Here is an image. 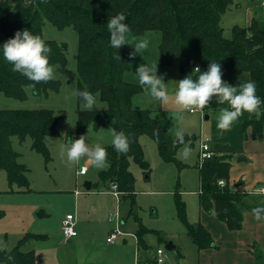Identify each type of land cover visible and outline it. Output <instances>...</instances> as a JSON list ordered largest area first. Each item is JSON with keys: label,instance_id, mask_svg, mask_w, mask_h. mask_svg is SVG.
I'll return each instance as SVG.
<instances>
[{"label": "trees", "instance_id": "1", "mask_svg": "<svg viewBox=\"0 0 264 264\" xmlns=\"http://www.w3.org/2000/svg\"><path fill=\"white\" fill-rule=\"evenodd\" d=\"M233 0H0V91L8 96L26 98L27 89L34 93L58 91L61 82L52 79L35 83L18 72L3 56V44L14 38L17 31L27 29L33 35H39L51 48L50 65L67 64L66 44L47 39L43 35L45 20L58 28L72 26L78 34V84L80 91L88 90L92 94L99 92L106 102L103 110L88 111L80 108L82 99L77 98V130L83 131L88 125L99 129L110 126L117 132L123 131L129 138L130 147L126 153L117 152L112 144L104 145L107 150L109 167L99 170V181L94 187H113L123 197H131L134 203L136 177L130 169L131 161L136 162L145 172L151 166L145 157L140 138L147 134L156 142L161 159L175 161L179 168L184 163L177 157L183 145L173 147L175 136L168 131L169 119L156 117L154 110L133 107L132 98L143 89L139 83L127 81L125 72L131 61L134 48L128 44L115 49L110 44V32L107 23L119 13L126 16L123 23L128 24L130 32L144 35L148 31H159L161 41L158 46V60L162 67L180 59L182 71L197 66L201 72L208 70L209 64L216 61L221 72L249 73L250 80L256 83V94L260 97L261 111L264 112V25L253 17L249 26L235 25L232 36L223 34L221 16L231 7ZM120 56L117 60L116 55ZM196 79V76H193ZM216 98L205 107L206 113H219L227 108ZM264 115L256 119L252 114L244 120V133L252 125L255 133L263 131ZM59 116L48 108L8 109L0 107V172L8 175L10 189L17 184L20 189L30 190L28 166L18 160L19 153L12 146L11 137L16 135L20 141L30 136L33 149L49 158L45 142L47 136L60 135ZM217 119L212 122V138L222 137L216 127ZM154 133H158V138ZM246 135V134H245ZM197 136L185 132V143L192 146ZM232 153L220 154L217 151L207 158L200 167V205L206 212H215L216 216L227 223L232 230L242 227L245 194L235 191L229 184V172ZM226 180L225 185L214 181ZM177 216L186 227L191 240L199 247H209L213 239L209 231L200 223L191 224L187 217V205L180 190L175 193ZM3 211H0V216ZM141 225L136 233L139 251L148 248ZM39 234L26 233L17 244L7 251H0V263L35 264L34 249L23 247ZM160 241L168 242L164 234L158 232ZM12 259L9 260L8 257ZM152 258H150L151 260Z\"/></svg>", "mask_w": 264, "mask_h": 264}, {"label": "rangeland", "instance_id": "2", "mask_svg": "<svg viewBox=\"0 0 264 264\" xmlns=\"http://www.w3.org/2000/svg\"><path fill=\"white\" fill-rule=\"evenodd\" d=\"M261 1L233 0L231 7L221 16L224 36L230 38L232 27L235 25L249 26L253 17L260 19L264 25V3ZM43 35L47 39L66 44L67 64L52 65L55 66L56 72L54 79L61 82L59 90L37 94L28 88V95L23 99L8 96L0 91V107L52 109L59 116L60 135L45 138L49 152L47 160L43 153L33 149L30 136L24 141H20L16 135L11 137L12 146L19 153L18 160L29 168L31 189L23 190L13 184L11 190L6 171L0 172V211H3L0 216V240L6 242L8 249H11L26 233L39 234L23 247L24 250L34 249L36 264H133L137 247L135 234L141 225L148 230L144 232L143 237L152 252L158 247H165L166 244L160 241L158 232L164 234L168 240L175 239L185 244L190 238L178 230L183 227V223L177 216L175 193L180 190L187 205V217L196 215L200 178L199 145L200 140H213L211 128L215 119L213 116L205 119L206 111L202 114L199 111L182 110L174 102L177 82L192 74V71H182L180 59L166 67L160 65L159 31H148L144 35L129 33L130 37L135 39L149 38L150 46L142 55L137 54L131 61L129 69L125 72V79L138 83L136 69L141 64H157V75L163 77L169 93L168 101L161 102L154 100L143 87L134 94L133 107L151 109L156 117L168 118V131L171 135L174 136L175 129L179 127L184 132L197 136V139H193L194 144L190 146L192 154L188 159H181L177 155L184 163V166L179 168L177 162H165L161 159L156 142L151 136H141L140 141L151 169L145 172L136 162L131 161L130 169L136 177L134 203L131 197L121 195L119 210L125 221H122L120 227L125 234L120 235L115 243L110 245L106 239L113 231L115 222L109 220V214L116 210V197L113 196L112 190L106 187H85L88 181L93 184L99 181L100 169L91 166L86 175H78L77 170L86 163V158H82L79 164L69 163L66 158V146L70 140L79 139L82 135L86 136V143L90 147L97 143L101 146L112 144V128L102 126L96 129L91 124L81 132L77 130L79 104L77 98L72 97V91L77 89L78 84L77 31L72 26L58 28L45 20ZM83 103L80 104L82 109ZM105 107L106 102L99 95L98 103L93 109L101 111ZM40 211L45 215L39 217ZM67 212L75 216L78 237L73 242L61 245L57 243L60 237L56 234L60 232L61 220ZM190 244L192 245L191 241ZM142 252L143 250L139 254ZM173 253L174 251H168L167 256L174 257Z\"/></svg>", "mask_w": 264, "mask_h": 264}, {"label": "clouds", "instance_id": "3", "mask_svg": "<svg viewBox=\"0 0 264 264\" xmlns=\"http://www.w3.org/2000/svg\"><path fill=\"white\" fill-rule=\"evenodd\" d=\"M47 3V0H41ZM126 16L119 13L110 18L107 28L110 32V44L113 48L119 49L128 44L134 47L131 57L136 54H143L149 49L150 39L147 37H130L128 24L123 23ZM51 48L39 35H33L27 29L17 31L14 38H10L3 44V56L13 65V71L25 76L35 83L48 82L55 78V66L50 65L49 55ZM120 60L117 54L115 57ZM140 86L146 88L147 93L157 101L167 102L169 99L168 89L163 81V77L157 75V64H141L135 72ZM196 76V79H193ZM239 89V90H238ZM255 81H247L238 87L231 86L222 79L221 65L219 62L209 64L208 70L201 72L199 66L195 67L192 74L177 82L174 91L175 104L185 111H202L208 106L213 98L220 104L227 103L229 107L221 108L217 116L216 127L221 132H226L232 124L245 112L254 114L256 119H260L264 112L261 111L262 101L256 94ZM99 92L93 95L88 90L80 91L73 89L72 97L82 99L84 109L91 111L98 103ZM112 146L119 153H126L130 147L129 138L123 131L117 132L111 129ZM158 138V133H154ZM175 139L173 147L183 145L177 153L181 159H188L192 154V148L185 143V132L177 127L174 131ZM64 155V154H62ZM107 150L97 143L89 146L86 143V136L79 139L70 140L66 146V158L71 164H79L82 158L97 169L104 170L109 167L107 161ZM8 244L0 240V251H7ZM12 259L11 256L8 257Z\"/></svg>", "mask_w": 264, "mask_h": 264}, {"label": "crops", "instance_id": "4", "mask_svg": "<svg viewBox=\"0 0 264 264\" xmlns=\"http://www.w3.org/2000/svg\"><path fill=\"white\" fill-rule=\"evenodd\" d=\"M261 2L264 3V0ZM222 79L229 85L238 87L249 81L250 75L247 72L243 74L223 72ZM206 114H204V118ZM251 115L247 112L243 113L222 137L209 141L214 151L220 154L229 152L233 154L228 184L235 191L245 194L242 227L232 230L226 222L216 216L215 212L209 213L201 208L199 178L198 211L192 218L188 216V220L194 226L201 223L209 231L213 243L209 247L199 248L191 240L183 224V227L178 230L180 233L188 235L190 240L183 244L172 239L175 245L174 257H167L163 264H264V195L249 192L255 187L264 186V122L262 132L255 133L253 126L250 125L244 133L243 122ZM212 116L217 119L218 113H210L208 119ZM87 173L77 174L86 175ZM92 187H94L93 183H91ZM106 188L113 192V187L107 186ZM113 196L116 197L114 193ZM116 200L119 208L121 194L118 198L116 197ZM255 208H259L261 212H255ZM94 212H96L95 209ZM122 221L124 223L125 220L121 216V223ZM56 236L60 237L57 243L64 245L66 242H73L78 237V233L73 238H67L61 232L60 227V232ZM136 239V260L133 264H148L154 258L155 252H152L150 245L146 243L148 248L144 249L140 255L137 236ZM115 241L113 243L107 241V243L112 245ZM190 241L195 248L190 244ZM124 242L127 241L124 240ZM150 258L152 259L150 260Z\"/></svg>", "mask_w": 264, "mask_h": 264}, {"label": "built area", "instance_id": "5", "mask_svg": "<svg viewBox=\"0 0 264 264\" xmlns=\"http://www.w3.org/2000/svg\"><path fill=\"white\" fill-rule=\"evenodd\" d=\"M206 109L204 108L201 112L204 114ZM190 112H197V111H190ZM214 150L211 148V145L209 141H202L200 140L199 145V155H198V161L199 165H202L203 162L214 155ZM89 170V164L85 163L81 165L77 171L78 174H85ZM217 182L221 185H225L227 182L224 179L217 180ZM251 193L255 194H261L264 195V186H258L253 188ZM113 193L118 198L120 193L116 190V186H113ZM109 220H113L115 222V227L113 231L108 235L107 241L109 243H113L115 240L118 239L120 235H124L125 233L121 230V214L119 211V208H116V210L111 211L109 214ZM61 232L63 235L67 238H73L77 235L76 230V223H75V216L72 213H67L61 222ZM167 253L168 250L165 247H158L155 250V256L154 258L148 262V264H163L167 259Z\"/></svg>", "mask_w": 264, "mask_h": 264}, {"label": "water", "instance_id": "6", "mask_svg": "<svg viewBox=\"0 0 264 264\" xmlns=\"http://www.w3.org/2000/svg\"><path fill=\"white\" fill-rule=\"evenodd\" d=\"M209 118V115L208 114H206L205 115V119H208ZM214 181L215 182H217V178L215 177L214 178ZM85 187L87 188V189H91V182H86L85 183ZM254 211L255 212H261V210L259 209V208H255L254 209ZM45 214H44V212L43 211H40L39 213H38V216L39 217H42V216H44ZM197 225V224H196ZM165 248L168 250V251H173L174 250V248H175V245H174V243H173V240H169L166 244H165Z\"/></svg>", "mask_w": 264, "mask_h": 264}]
</instances>
